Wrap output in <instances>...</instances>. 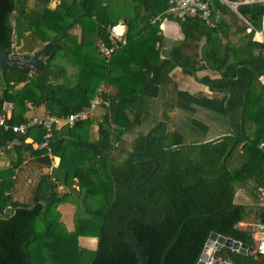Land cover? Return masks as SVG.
Listing matches in <instances>:
<instances>
[{
	"label": "trees",
	"instance_id": "16d2710c",
	"mask_svg": "<svg viewBox=\"0 0 264 264\" xmlns=\"http://www.w3.org/2000/svg\"><path fill=\"white\" fill-rule=\"evenodd\" d=\"M106 1L103 6L94 0H0L1 48H7L8 53H23L33 52L47 41L60 43L41 53L39 72L0 64V115L7 105L24 98L25 107L31 101L43 113L66 115L86 108L103 78L109 76L102 75L107 67L98 51V40H107L111 25L121 19L125 23L123 37L128 40L123 52L118 53V57H127L126 62L114 60L108 70L114 76L112 87L102 94L108 102L93 108L87 118L90 126L96 125V134L80 138L79 126L87 119L63 125L53 132L51 157L39 158L42 166L57 157L58 166L65 172L63 184L76 178L79 194L60 187L62 182L48 173L39 172L28 181L37 158H29L27 152L36 143L29 139L30 130L19 133L9 126L26 120L28 115L12 113L5 118V125H0V159L5 160L0 163V264H42L45 260L38 262L42 260L40 250L57 264H80L76 260L80 250L76 231L95 236L94 253L87 264H141L127 241L124 222L131 214L158 221L163 211L142 207L126 194L125 186L147 176L154 167V162L145 161L150 158L159 161L156 171L144 183L130 186V192L146 206L167 209L161 224L130 221L132 240L144 252L147 264H160L164 249L178 231L164 264H196L211 231L247 246L244 252L227 246L218 248L215 264H264V257L256 250L255 230L239 225L253 220L257 206L233 202L235 179L242 177L243 184L255 195L264 190V58L260 54L235 58L238 49L233 45L221 50L216 43L217 25L203 26L197 16L166 15L167 0ZM210 4L212 8L225 6L220 0H210ZM238 10L258 26L264 5L241 4ZM156 16L160 19L153 23ZM165 16L181 23L185 40L163 55L165 47L175 43L158 26ZM145 30L151 31L150 44L143 38ZM203 32L207 42L200 54H188L187 46ZM250 40L252 49L258 42L251 35ZM147 43L154 59L147 56ZM246 63L254 70L240 68L239 78L232 79L236 75L234 66ZM176 64L185 73L213 69L223 77L214 86L231 89L228 110L239 136L168 151L157 142L163 128L159 125L149 136L147 151L132 156L144 162H130L127 154L144 148L145 131L134 133L130 140L124 135L150 117V98L173 83L170 71ZM132 70L141 75L138 84L130 85ZM200 81L208 84L210 77L205 74ZM23 82L26 85L20 87ZM170 91L171 105L188 114L175 121L167 110L163 112L169 123L160 138L162 145L232 133L224 107L226 93L204 97L175 85ZM195 105L205 109L196 117L191 115L198 112ZM153 120H157L156 115ZM68 199L77 201L79 209L74 217L75 234L71 235L60 232V213L52 208Z\"/></svg>",
	"mask_w": 264,
	"mask_h": 264
},
{
	"label": "crops",
	"instance_id": "0c3cea01",
	"mask_svg": "<svg viewBox=\"0 0 264 264\" xmlns=\"http://www.w3.org/2000/svg\"><path fill=\"white\" fill-rule=\"evenodd\" d=\"M96 1L99 2V0H96ZM101 2L103 4V6L107 5V3L105 1L103 2V0H102ZM221 2H223V1H221ZM224 5H225L224 8H221V7L216 6V5H213V8H212L211 18H212L214 25L218 26L217 39H216V43H217L218 47L222 50L226 46H229V45L235 46V48L238 49V51L234 52V54H233L235 56V58H237L238 56L240 58L245 57V56H250V55L257 56L258 54H260V56L262 58H264L262 56V52H263L264 48H263L261 42H259L255 38L254 30L250 29L247 22L245 21V19H247V18L239 12L238 7L232 8L231 6H229L226 3H224ZM165 14L170 15V14H167L166 11H165ZM177 18H179V17H177ZM159 19H160V16H156V18H154L152 20V22L155 23ZM114 24H118L117 30L119 32V35L116 36L118 46L114 50L115 52L112 51L107 62L105 61L104 57L99 52L101 57L103 58V61L106 64V67H107L106 70L107 71L111 70V62H113L114 60H115V62H122V61L126 62V59H127V57H125V56L118 57V53L123 52L122 49L125 47V45L128 42V40H126V38L123 37L124 31H125V23H124L123 19H121L120 21H118L117 23H114ZM134 25H135L134 28H137L139 24L135 22ZM161 25H162V27H161ZM202 25L206 26L203 23H202ZM158 26H159V28H161V31L163 32V34L166 37L174 40V42H175L172 45V47L169 44L165 47L163 55L165 53L169 54V51L174 46L179 45L180 43H182L185 40V34L182 30V25L179 21H177L175 19H170L167 16H165L161 20V23ZM254 26L256 28H260V27L264 28V13L261 15V17L258 20V26H256V25H254ZM201 30H204V27H201ZM150 34H151V31H149V30H145V33L143 34V38L146 39L147 42H148V38H151ZM250 35H251L252 40L258 42L257 45H255V47H253L252 49H249V42L251 41ZM108 36H109V31H108ZM107 40H108V38H107ZM206 42H207V34L205 32H203L200 34V36L194 42L190 43L187 46L186 52L190 55L194 54L195 52L200 54V52H201V50H202V48ZM148 43L146 45L147 46V52H148L147 56L149 59H154L155 55L153 54V52L148 51V45L150 44V43L149 44ZM155 47L156 46L153 45L152 49H155ZM98 51H99V48H98ZM246 64H248V63H246ZM249 65H251V64H249ZM235 66H234V68H235ZM123 67H124V65H122L120 67V69H122ZM261 73H263V72H261ZM107 74L109 75L108 78H103L102 83L100 85V86L105 87V91L107 89L109 90L112 87L113 79H114V76L112 77L111 73L110 74L107 73ZM205 74H207L210 77V82L212 81V79L214 77H221L219 75V73H217L213 69H201V70H197L193 73H185L183 71V67L176 64L172 68V70L170 71V75L172 77L173 83H170L169 88L161 89L158 96L150 98V109H151L150 117L148 119L142 120V122L140 124L135 126L133 132L132 131L127 132L124 135L125 139L130 140L136 134V132H139L141 130H144L146 132V130L152 124H154L157 120H160V119L165 120L167 127H168L169 119H164V117H163V112L165 110H167L169 112V114L172 115V119H174L175 121H177L180 118L186 117L188 112L179 108L177 105L172 106L170 103L171 102L170 97L173 95L172 92L170 91V89L173 85L177 86V88L180 90L199 92L204 97H213V96L217 97V96H222L223 93L227 94V92H225L223 90L224 88H222V89L218 88L220 90L216 91V90L212 89V87L210 86V82L208 84L201 82L200 78ZM122 75H124V73ZM140 79H141V75L138 72H133V70H132L131 76L128 77L130 85L138 84ZM222 79H223V77H222ZM61 80L63 81L64 77H61ZM217 80H221V79H217ZM215 81L216 80H214V82ZM214 82H213V85H214ZM24 85H26L25 82L21 83L20 87H23ZM135 90H137V88ZM31 96H34V95L31 94ZM24 100H25V98L21 102L16 101L15 103L7 105V106H10L9 107L10 112H9V115H7V116H10L12 113L13 114H26V115H28L27 119H29V118L34 117V116L40 117L46 113H50V112H44L43 113L41 111V109H39L31 101H27L26 105L28 107H25L24 102H23ZM154 102L155 103L160 102V111L158 112V114H157V110L155 108H153ZM28 103H30L31 106H29ZM195 106H196L198 112L191 113L192 116L196 117L200 112L205 111L204 108L197 106V105H195ZM5 108H4V110H5ZM52 114H54V113H52ZM153 115H156V117H157V120L155 122L153 120ZM144 121L147 122V125L145 128H142V127H140V125ZM89 123H90V121H89V119H87V122L81 123V125L79 126V136L81 139H88L89 138V135L91 132L90 128H89L90 127ZM31 128H32V132L29 136V139L34 140L36 144H35V147L32 151L27 152V156L29 158H37V159H35L33 162L34 163L33 176H30L28 178V181H30L31 178L33 180L39 174V172L48 173L51 176L56 177L60 182H62L60 187L64 186V189H67L68 191H70L72 193L79 194V189H78L76 178H73L66 185L63 184L65 172H64V169H62L58 166L57 157H53V160L49 165H42L41 166L39 158L44 156V155H48L51 157L50 148H39L37 146V141H39V139L42 136L43 128L41 126H38L37 124L33 125ZM30 131H31V129H30ZM261 145H262V143L259 144L258 147H261ZM257 157L258 158L260 157L259 152L257 153ZM4 162H5V160H4ZM4 162L2 161L1 163L4 164ZM234 182H235V184H234L235 190H234L233 202L243 203V204H254L257 206L256 210H260V209L264 210V193H262L261 195H255L254 193H252L250 190L247 189V187L244 184H242L243 183L242 177L239 179L240 184L238 183V181L236 179ZM236 185H238L239 187L242 186L243 188L236 190ZM247 191H250V194H247ZM52 208L54 210H58V212L60 213L59 214L60 218H61L62 213H61V210L59 209L60 206L58 204H53ZM255 211L252 215L253 220L251 222H241V223H239V225L241 227L253 228L254 230L264 226V223L259 220V216H257L255 214ZM62 226H63L62 220L60 219V221H59L60 232L62 234L66 235L64 227H62ZM71 230H74V224H73V229H71ZM67 234L71 235V233H67ZM222 246H224V245H222ZM222 246H217V249L222 247ZM227 247H229V246H227ZM235 250H237V249H235Z\"/></svg>",
	"mask_w": 264,
	"mask_h": 264
},
{
	"label": "water",
	"instance_id": "95a60500",
	"mask_svg": "<svg viewBox=\"0 0 264 264\" xmlns=\"http://www.w3.org/2000/svg\"><path fill=\"white\" fill-rule=\"evenodd\" d=\"M60 46V43L58 42H52V41H47L41 45H39V47L33 51V52H23V53H19V52H12V53H8V49L7 48H1L0 47V64H6V63H11L13 65H18V66H26L28 68H30L32 71L34 72H39L40 71V57H41V53H48L53 47H58ZM262 56L264 57V50L262 52ZM242 67H249L252 70L253 67L249 64H237L235 66V72H236V76L232 79L236 80L239 78V69ZM261 72H264V68L262 69ZM217 79H222V77H214L212 79V81L210 82V86L212 87V89L219 91L220 89L214 87L213 82L214 80ZM225 92H227V97L225 99L224 102V107L226 110V115L228 118V122L229 125L231 127L232 133H222V134H218L216 136H213L211 138L208 139H204L201 141H197V142H180V143H174L171 144L169 146H164L160 143V138L162 136V134L164 133V131L167 128V124L166 121L163 119L157 120L154 124H152L145 132L144 135V148L141 151H131L127 154V158L130 162L133 163H140V162H144V160H140V161H135L132 159V156L135 154H144L149 146V136L152 133V131H154L155 128H157L160 124L163 125L162 131L158 133L157 135V142L159 144V146L165 150L168 151H173L175 149H179V148H193V147H201V146H206L209 145L211 143H215L217 141H220L224 138H237L239 136V132L236 129L231 114L228 110V101L229 98L231 96L232 91L228 88H224L223 89ZM145 161H152L154 162V167L150 170V172L147 174V176L139 181H131L129 182L126 186H125V192L126 194L131 197L132 199H134L139 205H141L142 207L146 208V209H160L163 211V216L160 220L158 221H150L145 219L144 217L137 215V214H131L129 215L125 222H124V228H125V233H126V238L128 243L130 244V246L138 253L140 259H141V264H147L146 263V257L144 252L135 244V242L132 240L131 237V233H130V228H129V224L130 221L132 219H140L141 221H143L146 224L149 225H157V224H161L162 222H164V220L167 217V209L163 206H146L139 198H137L136 196H134L131 192H130V186L131 185H138V184H142L144 183L146 180H148L153 173L156 171V169L159 166V161L155 158H150L147 159ZM1 212V209H0ZM255 214L257 216H259V220L261 222L264 223V210L260 209V210H256ZM185 221V220H184ZM184 221L181 223L179 230L181 229ZM179 233V231H178ZM178 233L176 234V236L173 238V240L167 245V247L164 249L161 258H160V264H164V258L168 252V250L170 249V247L172 246V244L175 242ZM229 246L233 249H237L241 252L246 251L247 246L241 242H239L238 240L222 235L220 233H217L215 231H211L209 236L207 237L200 259L198 260V262L196 264H204L205 260L207 259L208 253L211 250V248L217 247V246Z\"/></svg>",
	"mask_w": 264,
	"mask_h": 264
},
{
	"label": "built area",
	"instance_id": "2783aa9c",
	"mask_svg": "<svg viewBox=\"0 0 264 264\" xmlns=\"http://www.w3.org/2000/svg\"><path fill=\"white\" fill-rule=\"evenodd\" d=\"M224 3L228 4L232 8H236L241 4H261L264 5V0H221ZM168 7L166 9V13L179 17L185 18L189 16H197L199 17L203 24L206 26H213L214 23L212 21V6L209 0H167ZM250 29L254 30L255 38L261 42L264 48V28H256L250 21L245 19ZM118 24H112L109 29L108 40L99 39L98 40V48L101 55L104 57L107 62L110 54L114 51L117 46V35L119 32L117 30ZM108 71H102V75L104 77L107 76ZM105 91L104 86H99L97 89V93L90 99V104L86 108H83L78 111L70 112L66 115H57L52 113H46L43 116L31 117L27 120L20 121L9 125L14 132L26 133L31 127L35 124L41 126L43 128V133L39 141H37V146L39 148H50V140L53 136V132L55 129L60 128L62 125H73L75 122H81L88 118L90 112L97 105L101 104V102L107 103L108 98L102 97V94ZM31 106L30 103H28ZM10 106H6L4 110V114L0 115V125H5V118L9 115ZM7 126V125H6ZM264 193V190L262 191ZM255 238H256V250L264 257V226L261 228H257L255 230ZM217 247L211 248L208 253L207 259L204 264H215V252Z\"/></svg>",
	"mask_w": 264,
	"mask_h": 264
},
{
	"label": "rangeland",
	"instance_id": "374dc122",
	"mask_svg": "<svg viewBox=\"0 0 264 264\" xmlns=\"http://www.w3.org/2000/svg\"><path fill=\"white\" fill-rule=\"evenodd\" d=\"M94 1H96V0H94ZM101 1L102 0H99V3H101ZM104 1L107 3L106 0H103V2ZM109 1L112 3V0H109ZM161 27H162V25H161ZM153 108H155L157 110V114H158V112L160 111V102H157V103L154 102ZM90 119H92V117H90ZM146 125H147V122L144 121L140 125V127L145 128ZM89 128L91 131V132L89 131L90 132L89 138H90L91 136L96 134V125L90 126ZM31 132H32V128H31ZM2 161L4 162L3 158L0 159V163ZM246 171H248V170H245L244 173H246ZM237 181L239 183V180H237ZM238 187L239 186L236 185V190L243 188L242 186H240L239 188ZM247 194H250V191H247ZM58 205L60 206L59 209L61 210V213H62L60 219L62 220V224H63L62 227H64L65 233L66 234L67 233L75 234V231L71 230V229H73L74 217L76 214L79 213L77 201L68 199L62 203H59ZM36 230L39 231V225L36 227ZM75 236H76L77 243L80 245V250H79L78 257L76 260L80 264H87L88 261L90 260V258L92 257L93 253H94L95 242H96L95 236L91 235V234H81V233L77 234V231H76ZM35 252L37 253V251H35ZM40 253H41V257H42L40 259H42V260H39L38 262L41 263L42 261L45 260L44 262H42V264H57V262H54V261H56V259L48 258V257H52V256H50V255L46 256L45 252H42L41 250H40ZM49 254H51V252H49ZM44 256H46L47 258H43ZM63 264H71V263L64 262Z\"/></svg>",
	"mask_w": 264,
	"mask_h": 264
}]
</instances>
